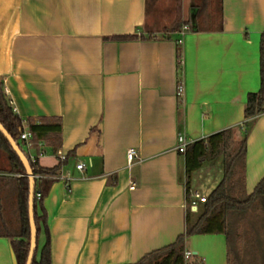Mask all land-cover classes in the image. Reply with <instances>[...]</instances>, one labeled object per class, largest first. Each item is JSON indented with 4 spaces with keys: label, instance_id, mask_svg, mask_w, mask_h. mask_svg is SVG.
Wrapping results in <instances>:
<instances>
[{
    "label": "crops",
    "instance_id": "0c3cea01",
    "mask_svg": "<svg viewBox=\"0 0 264 264\" xmlns=\"http://www.w3.org/2000/svg\"><path fill=\"white\" fill-rule=\"evenodd\" d=\"M222 12L221 31L192 32L183 25L191 0H0L4 92L21 119L62 125L58 154L42 147L37 159L50 168L65 156L43 199L51 264L136 263L172 244L187 216L198 218L201 204L188 212L177 138L192 143L231 128L240 140L246 96L260 88L264 0H222ZM127 35L138 38L109 39ZM204 165L192 174L190 199L216 187L198 181ZM20 176L0 150V264H17ZM263 178L264 113L246 141V194ZM185 250L202 264H226L223 234L190 236Z\"/></svg>",
    "mask_w": 264,
    "mask_h": 264
},
{
    "label": "trees",
    "instance_id": "16d2710c",
    "mask_svg": "<svg viewBox=\"0 0 264 264\" xmlns=\"http://www.w3.org/2000/svg\"><path fill=\"white\" fill-rule=\"evenodd\" d=\"M191 9L193 10L191 21L183 24L184 26L189 25L190 31L222 30V0H191ZM178 29H172L168 32H176ZM151 37L148 36L147 38ZM137 38L136 35H127L112 36L109 39L129 41ZM176 57L178 76L181 78L182 52L180 48H177ZM259 73V90L248 93L246 96L244 110L246 122L242 126L243 137L235 141L233 130L229 128L192 142L183 154L188 212H190L189 186L192 174L206 162L220 154L223 156V177L207 196L206 202L198 207V218L192 223L190 217L187 216L184 232L172 244L154 250L132 264H202L201 261H195L194 257L188 260L184 257L186 239L198 234H223L225 236L226 264H264V178L257 184L251 194L245 192L246 141L253 121L264 113V31L261 33L259 41ZM0 124L23 152L24 143L20 141V135L24 130H27L30 134L29 143L31 150L36 155L40 153L42 147L50 148L54 155H57L61 148V120L57 117L21 119L13 110L1 81ZM0 150L7 156L10 172L21 175L16 179L21 232L18 238L12 241V248L16 263L26 264L30 241L28 178L18 156L1 133ZM29 164L35 183L33 205L37 244L38 240L42 239L39 258L38 260L35 259L36 245L32 264H51L49 232L43 199L51 183L58 176L60 169L65 165V160H59L55 166L50 168L41 167L38 162L32 164L29 161ZM37 193H40V199L36 198ZM252 206L260 209L259 221H253L249 223L247 228L243 229L239 216Z\"/></svg>",
    "mask_w": 264,
    "mask_h": 264
},
{
    "label": "built area",
    "instance_id": "2783aa9c",
    "mask_svg": "<svg viewBox=\"0 0 264 264\" xmlns=\"http://www.w3.org/2000/svg\"><path fill=\"white\" fill-rule=\"evenodd\" d=\"M184 30H187V27H185ZM182 93H183V86H182V84H179L177 86V95L180 97L182 95ZM29 140H30V134H29V132L27 130H24L21 133V135H20V141H22L24 143V152L23 153L26 156H28V160L32 164H35V163H37L38 157L42 156L44 154V152H43V150H41L40 153H38L36 156H31L30 152L32 150H31V145L29 143ZM189 144H191V143L187 142L186 139L183 136L180 135L177 138L176 150L179 153L184 154L185 151H186V148H187V146ZM135 153L136 152L133 149L129 150L127 152V159L129 161H131L132 158L135 156ZM58 158H59L60 161H64L65 160V156L60 155V154L58 155ZM83 168H84L83 164H79V165L76 166L77 170H82ZM135 186H136V184H134V183L131 184L130 189L133 190L135 188ZM207 196L208 195L202 194L201 191H199V190L193 191L191 193L190 207L196 208L198 205L204 204L206 202ZM36 198L37 199L41 198L40 193L36 194ZM184 257H185L186 260H188V259H190L192 257V253L190 251H185ZM198 264H201V263H198Z\"/></svg>",
    "mask_w": 264,
    "mask_h": 264
},
{
    "label": "water",
    "instance_id": "95a60500",
    "mask_svg": "<svg viewBox=\"0 0 264 264\" xmlns=\"http://www.w3.org/2000/svg\"><path fill=\"white\" fill-rule=\"evenodd\" d=\"M0 133L5 137L7 142L10 144L12 150L18 156L21 164L23 165L26 173V177L28 178V222L30 229V241H29V252L26 260V264H32L34 259V254L36 251L37 245V232L34 221V177L32 175V171L30 168L29 160L27 156L23 153V151L19 148L17 143L8 135L5 129L0 124Z\"/></svg>",
    "mask_w": 264,
    "mask_h": 264
},
{
    "label": "rangeland",
    "instance_id": "374dc122",
    "mask_svg": "<svg viewBox=\"0 0 264 264\" xmlns=\"http://www.w3.org/2000/svg\"><path fill=\"white\" fill-rule=\"evenodd\" d=\"M223 168H224L223 167V156L220 154L216 158L210 160L209 162H206L203 170L201 171L202 176L200 178L197 177L198 181L205 182L204 177L207 176L210 178V183H212L213 185H217L223 177V172H224ZM259 216H260V209L258 207L256 206L249 207L244 214L239 216L241 227L244 229L248 227L249 223L253 221L258 222ZM41 246H42V239H39L38 244H37V253L35 257L36 260H38L39 258V252H40Z\"/></svg>",
    "mask_w": 264,
    "mask_h": 264
}]
</instances>
